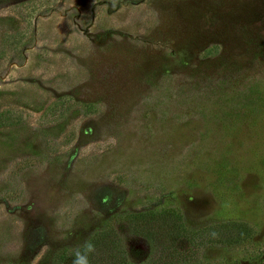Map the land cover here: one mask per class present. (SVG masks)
I'll return each instance as SVG.
<instances>
[{
  "label": "rangeland",
  "instance_id": "obj_1",
  "mask_svg": "<svg viewBox=\"0 0 264 264\" xmlns=\"http://www.w3.org/2000/svg\"><path fill=\"white\" fill-rule=\"evenodd\" d=\"M104 232L264 264V0H0V264Z\"/></svg>",
  "mask_w": 264,
  "mask_h": 264
},
{
  "label": "trees",
  "instance_id": "obj_2",
  "mask_svg": "<svg viewBox=\"0 0 264 264\" xmlns=\"http://www.w3.org/2000/svg\"><path fill=\"white\" fill-rule=\"evenodd\" d=\"M148 219V217H143L139 220L141 231H146V233L164 231L162 227H158L154 230L152 226H149ZM92 243L95 245L96 251L89 256L90 264H131L127 258L120 253L119 246L108 233L105 234L104 232L97 234ZM74 252L75 250L72 253ZM66 253V251H61L56 255V258L62 256L63 259Z\"/></svg>",
  "mask_w": 264,
  "mask_h": 264
},
{
  "label": "clouds",
  "instance_id": "obj_3",
  "mask_svg": "<svg viewBox=\"0 0 264 264\" xmlns=\"http://www.w3.org/2000/svg\"><path fill=\"white\" fill-rule=\"evenodd\" d=\"M95 251V245L90 240H86L81 247L75 250L72 264H90L89 256Z\"/></svg>",
  "mask_w": 264,
  "mask_h": 264
}]
</instances>
